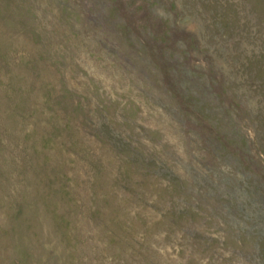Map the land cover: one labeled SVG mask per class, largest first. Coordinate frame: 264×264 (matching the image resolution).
I'll list each match as a JSON object with an SVG mask.
<instances>
[{
  "label": "rangeland",
  "instance_id": "obj_1",
  "mask_svg": "<svg viewBox=\"0 0 264 264\" xmlns=\"http://www.w3.org/2000/svg\"><path fill=\"white\" fill-rule=\"evenodd\" d=\"M0 264H264V0H0Z\"/></svg>",
  "mask_w": 264,
  "mask_h": 264
}]
</instances>
